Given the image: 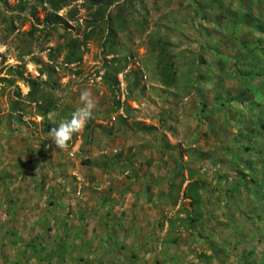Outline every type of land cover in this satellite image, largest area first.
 Returning a JSON list of instances; mask_svg holds the SVG:
<instances>
[{"label":"rangeland","instance_id":"1","mask_svg":"<svg viewBox=\"0 0 264 264\" xmlns=\"http://www.w3.org/2000/svg\"><path fill=\"white\" fill-rule=\"evenodd\" d=\"M263 6L116 0L101 11L123 22L111 52L106 30L78 51L73 42L99 6L0 0V264H264V138L238 143L235 123L259 102L245 93L247 79L234 77V69L263 75ZM248 11L259 34L241 20ZM154 31L174 57L170 87L148 43ZM85 89L93 118L68 151L48 147L49 128L71 118ZM243 93L226 112H200L199 101ZM239 145L250 148L238 155L257 192L250 184L232 192V178L211 166L209 155L227 165Z\"/></svg>","mask_w":264,"mask_h":264},{"label":"trees","instance_id":"2","mask_svg":"<svg viewBox=\"0 0 264 264\" xmlns=\"http://www.w3.org/2000/svg\"><path fill=\"white\" fill-rule=\"evenodd\" d=\"M86 1L87 3H89L91 6L93 7H97L99 6V12H96L97 17H94V20L86 22V27L89 28V31L87 32H83V34L81 35V40L82 41H78L75 40L73 42H75V44L77 45V51L79 49L80 46H84L86 45V41L88 39L91 38V36L94 34V32L98 29H101L102 32H104L106 30V34L105 37L103 39V43L102 46H106L109 45L110 46V51H114V45H115V37H116V30H120L121 28H123V22L120 21L118 19L117 23L114 25L112 23V21H110V18H108V20L103 19V12H101L102 10H104V7L110 6L111 4H114V2L116 0H83ZM118 1V0H117ZM61 2H65V0H48V4H50L51 8L54 11H58L60 9L61 6ZM264 7V6H263ZM101 12V13H100ZM244 19H248V25L254 29V31L257 32V34H259V30H263V27L261 24L255 25L254 24V17L251 14V11H248L247 14L245 16H242L241 20ZM47 22H49L50 24H60V22L62 23V20L59 17L50 15L49 18L47 19ZM126 22V21H124ZM68 25L65 23L64 27H67ZM143 29H141L140 31H137V33L141 34V31ZM163 37L160 36V33L154 31V33H152L151 35L149 34V45L150 48L152 49L153 53H156V68L158 70V75L160 77V82L163 86L165 87H170L173 85L174 82V78H173V74H172V63L171 60L174 57L169 56V52H168V48L169 45L166 43L167 41H162ZM74 45V43H73ZM75 46V45H74ZM76 61V53L69 55L67 62L69 64H72ZM241 64V63H240ZM234 65H239V62H237L236 64L234 63ZM234 73L236 74V79L238 80L239 83H241L242 81L245 80V78L247 79V81L245 82V93L249 94L250 97L252 98H258V102L259 104L256 106L258 107V113L257 114H252V108L250 106H248V116L244 115V113L239 114V112L237 111L238 114V118L236 119L237 121H235V123L238 125V138H240L241 140H236L238 143H240L243 140H250L252 141H258L257 144H263L262 142V138H264V107H263V100H264V93L259 92L260 90H262V85H257V81L255 80V77H258L262 74H260L259 72L251 74L249 72H245L242 70H238V69H234ZM264 77V71H263V75ZM250 81V82H249ZM30 87L32 89L35 88L36 86V82L33 80H29L28 81ZM30 88V89H31ZM245 93L239 95L237 97L236 94L229 95V97L226 99V101H219V100H215V102H213L212 104L206 103L205 101H199L200 106V112H205L207 111V109H211L213 111V113H215L216 111H218L219 109L222 111H227L229 110V106L232 103H243V101L245 100L244 95ZM240 111V110H239ZM236 115V114H234ZM227 118H229V115L226 116ZM151 131L152 129L148 128L147 131ZM261 139V141H259ZM250 148L248 146H243V145H239V149L237 150V152L229 154L231 157V162L227 165H225V163L221 160H219L217 157H213L211 155L210 156V161L212 162V167L215 169V171L220 172V176H222L224 179L229 180L230 178H232V181L230 183L231 186V191L236 193V192H240L242 190H244V188L246 187V185L250 184V188L252 190H254V192H257V190L254 187L253 181L249 179L246 175H244V171H245V166L242 164V159L241 157L238 155V153L240 152H246L249 151ZM259 152L262 154L263 158H264V147L262 148V150H259ZM225 154L228 155V151L225 150L224 152ZM217 156V155H215ZM177 167L179 169H181L180 165H177ZM247 167L251 170V164H247ZM258 185V184H257ZM187 190V194H186V198L189 197L190 199H194L195 197H197V192H198V188L196 187L195 183H190L188 184L187 187H185V191ZM248 255L250 258L253 257L252 255V251L248 252ZM256 260V258H252V260L250 259V261H247V263H254Z\"/></svg>","mask_w":264,"mask_h":264},{"label":"clouds","instance_id":"3","mask_svg":"<svg viewBox=\"0 0 264 264\" xmlns=\"http://www.w3.org/2000/svg\"><path fill=\"white\" fill-rule=\"evenodd\" d=\"M80 100L81 106L72 113L70 119L61 121L58 127L49 128L47 137L50 144L48 147L68 151L73 135L80 133L93 118L96 103L92 92L85 89L81 92Z\"/></svg>","mask_w":264,"mask_h":264}]
</instances>
